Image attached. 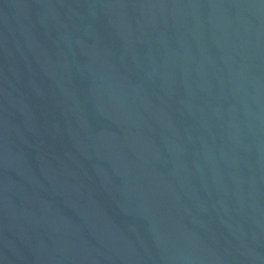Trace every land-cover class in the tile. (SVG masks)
Wrapping results in <instances>:
<instances>
[{
  "label": "water",
  "instance_id": "95a60500",
  "mask_svg": "<svg viewBox=\"0 0 264 264\" xmlns=\"http://www.w3.org/2000/svg\"><path fill=\"white\" fill-rule=\"evenodd\" d=\"M0 264H264V0H0Z\"/></svg>",
  "mask_w": 264,
  "mask_h": 264
}]
</instances>
